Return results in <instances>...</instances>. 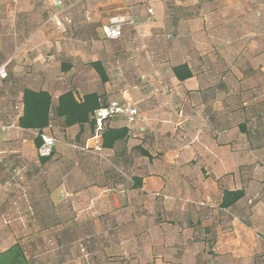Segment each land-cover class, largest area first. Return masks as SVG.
I'll return each instance as SVG.
<instances>
[{
  "label": "rangeland",
  "instance_id": "1",
  "mask_svg": "<svg viewBox=\"0 0 264 264\" xmlns=\"http://www.w3.org/2000/svg\"><path fill=\"white\" fill-rule=\"evenodd\" d=\"M241 1L245 11L236 14L232 11L233 0H131L134 12L129 17L135 19V24L125 23L123 35L108 40L103 37L100 19L87 20L81 6H67L66 2L64 19L60 18L62 23L58 25L55 19L50 20L56 8L30 6L33 1L19 7L12 0H0V63L14 56L31 34H53L57 41L53 45L59 48L57 55L49 59L48 49L34 54L28 48L25 58L29 61L22 66L31 68L26 73H33L36 68L54 100L68 89L78 95L98 91L110 100H129L138 113L144 106L151 112L149 117L153 122H161L163 116L176 117L175 122L194 115L202 120L208 118L210 124L207 121L199 124V133L210 132L220 142L229 141L234 161L241 164L240 180L232 179L227 185L245 187L246 197L238 209L241 219L237 222H244L250 229H244L243 224V228L237 229L238 237L230 234L220 242L227 244L233 236L234 253L243 260L217 258L216 253H211L215 243L212 240L217 235L212 222L221 187L198 157L195 170H200L202 176L197 178L192 174L191 182L172 186L173 196L164 197L162 193L154 195L157 198L136 196L140 209L144 206L169 209V221L165 217L161 230H143L145 224L140 223L136 232L122 231L114 212L125 201V195L117 188L116 177L121 175L118 171L121 168L126 174L123 187L132 189L129 178L134 170L127 166L128 153L120 158L117 151L104 153L111 162H100L99 157L83 148V139L72 138L74 129L64 133L60 123L54 122L56 136L72 145L68 153L44 164L38 162L33 141L36 134L24 132L12 119L6 128H0V251L20 242L33 264H179L153 261L147 248L148 238L157 241L165 235L171 242L183 241L190 234L184 233V227L188 218H192L196 233L190 232L192 240L200 246L199 264H264V70L249 69L251 62H259L258 52L264 49V18L253 16L264 11V0ZM85 9L93 14L97 8ZM212 9H219L221 20L211 15ZM246 10L252 14L247 19L243 17ZM71 16L74 21L65 22ZM167 34H171V39ZM67 36L75 37V44L82 45L85 52L78 55L74 69L63 71L62 63L71 60L66 49L74 42ZM167 44L171 45L170 51L165 48ZM93 60L104 63L109 76L106 83L90 65ZM183 61L191 65L197 77L187 85V102L166 105L164 101L165 107L172 108L169 112H159L160 104L153 99L141 106L137 97L149 80L166 82V86L152 92L154 96L170 95L180 89L170 85L169 80L174 78L173 65ZM260 61V66H264V60ZM14 63L15 57L8 66L9 74L14 72L9 69ZM154 64L156 69H152ZM11 80V83L0 81V120L7 115L14 117L15 112L8 111V104L11 100L16 104L23 88L15 84L13 77ZM241 124H245L248 133L241 131ZM158 126L154 122L149 128L159 133ZM186 129L177 126L176 133L187 144L191 140ZM156 142L159 145L155 146L162 148L160 140ZM129 155L140 156V152L133 147ZM166 160L170 161V156ZM85 175L90 179L84 182ZM67 191L74 192H68L67 197ZM51 192L57 205L50 199ZM67 202L74 203L71 211L66 209ZM96 223L106 229L100 231ZM71 227L75 230L70 231ZM207 227L212 230L208 231ZM130 235L137 240V249L134 248V253L123 249L126 254H120L116 245ZM106 245L112 246L108 251L114 254L110 260L103 251ZM132 254L138 255V261L132 260Z\"/></svg>",
  "mask_w": 264,
  "mask_h": 264
},
{
  "label": "crops",
  "instance_id": "2",
  "mask_svg": "<svg viewBox=\"0 0 264 264\" xmlns=\"http://www.w3.org/2000/svg\"><path fill=\"white\" fill-rule=\"evenodd\" d=\"M15 5L22 6L24 4L33 3L30 6H40V7H50L51 9L56 8V11L53 12L50 16V20L54 21V14L58 11H61L62 13L65 11L66 2L69 4L67 6H81L84 8L83 12L86 15L87 20L92 21L94 19H100L101 23L104 24L107 23L106 20H117L120 18H127L129 15L134 12V6L131 4V0H61L62 6L59 7L55 4L56 0H12ZM241 2V4H240ZM259 4L260 1H258ZM262 5H264V2H262ZM66 6V7H67ZM156 6V5H155ZM218 6V5H217ZM244 1L241 0H233V6L232 11L236 14L240 13V11H245L243 8ZM96 7L95 12L92 14L85 8H93ZM242 7V9H241ZM156 8V7H155ZM159 8V6H158ZM164 9V8H163ZM55 10V9H54ZM242 12V13H243ZM247 15L243 16L244 18H250L252 14H250V11L246 10L245 12ZM211 15L222 17L221 12L219 9H212ZM259 16L260 18H264V11H259L258 14H254L253 16ZM61 18V16H60ZM72 20L74 21L75 18L71 16ZM74 35V34H72ZM78 36V35H77ZM76 38H80L77 37ZM178 36V35H177ZM53 37V38H52ZM63 37V36H62ZM68 40H74V42H70L71 47L66 49L67 54L71 55V60L69 63L71 65V70L75 67V61L79 59L78 55H84V50L81 49L82 45L75 44V37L71 38V36H67ZM104 37V35H103ZM168 39H171V34H167ZM65 38V37H63ZM105 38V37H104ZM108 39V38H106ZM112 40V39H108ZM57 43L56 39L54 38L53 34H31L30 37L27 39L26 42H24L21 47L17 48L16 53L14 56L8 57V59H11L8 66L13 61V58L15 57V63L14 67H10L9 69L13 70V74H9L11 77H13L15 84L22 85L23 87H31L34 89L44 88L49 90L51 93L52 91L48 89L43 84V76L40 75V73H36V68L33 70V73H26L27 71H30L31 68H23V64H27L29 59L25 58L27 56L26 51L27 49H33L32 51L34 54H37L38 52H42L43 49H48L50 55L49 59H53L57 55V46L55 47L53 43ZM46 43V44H43ZM166 50H171V45H168L165 47ZM59 49V48H57ZM257 54V53H254ZM259 54V62L257 64L251 62L252 68L249 67V69H256L259 68L261 70H264V66L261 65L260 60H264V49L258 52ZM27 59L24 62H21L23 59ZM256 58V57H255ZM254 59V58H253ZM186 62V61H183ZM182 63V62H180ZM179 64V63H177ZM263 64V63H262ZM46 65H50V63H46ZM155 65V64H154ZM176 65V64H174ZM173 65V66H174ZM190 65V64H189ZM191 66V65H190ZM152 69H156L157 65L153 66ZM43 69V68H42ZM69 69V70H70ZM193 70V69H192ZM174 78L169 80L170 85H173L175 87H179L180 89L177 90L175 93L170 95L165 94H158V96L153 95V91H158L160 87L166 86V82L153 79L149 80L145 86L144 90L139 91V97H137L138 101L142 104L147 103V101L150 99L155 100V103H159L160 107L157 109L159 112L172 110L171 107L164 105L174 104L175 102H184V104L187 102V99L189 98V95L187 94L188 83L191 82L193 79H196V75L193 71V76L185 81H180L177 79L173 73ZM251 78V76L249 77ZM201 80V79H200ZM0 81H2L0 79ZM50 83H52V80H48ZM43 84V85H42ZM199 84V81L197 82ZM42 85V86H41ZM196 85V84H195ZM182 87V88H181ZM59 95V94H58ZM57 95V97H58ZM152 95V97H151ZM56 97V99H57ZM22 98V89L18 95V100L16 101V104L13 105V101L11 100L8 104V111L9 112H15L14 117H11V115H7V117L0 120V128H6L7 122H9V119L14 120L15 125L18 126V118L22 114L23 109V103L21 101ZM140 99V100H139ZM110 100V99H109ZM149 100V102H150ZM130 102L129 100H126ZM167 108V109H166ZM15 109V110H14ZM140 109V108H139ZM151 112L147 110L144 106L141 107L139 110L138 115L136 116V121L129 123L125 116H119L116 118H113L108 121V125L112 127H119L127 125L130 129L129 131V137L126 142L124 143H118L115 148L113 149H105L104 153H113V151H117V157L120 158V155L127 154L129 158V162L127 166H131V170L134 172L132 178H129L132 181V189L126 190L124 186V182L126 181L123 177L126 176L125 172L120 168L118 171L121 173V175L116 177V186L120 189V192H122L125 195V201L123 204H121L118 208L116 213L117 215V225L120 227V230H127L131 229L133 231H137V228L140 227L141 224H145L142 229L146 230L149 229L150 231L153 230H161V226H164L163 221L166 220L169 221V209L168 208H154L152 206H144L145 208L140 207L136 204V196H142L144 198L151 197V198H157L154 195H159L160 193L163 194L164 197H170L173 196L171 194L170 188L173 186L175 187L178 184L183 183V181H189L191 182V175L194 174L195 177L200 178L202 176V172L200 170H195L196 165L198 164L196 161L197 157L200 162L206 164L205 168H210V175L216 180V183L218 184V187H221L219 189L218 198L220 201L223 189H236L241 188L242 185H239L237 187H231L227 184L231 183L232 179H236L237 181L240 180V166L241 164L238 162H235V155L233 154V148L230 147L229 141H218L217 138H214L210 132L203 133L202 135L197 130V127L201 123H207L210 124V122L207 120L208 118L205 117V120H202V118L197 116L187 117L185 120H180L179 118L178 122H175L174 120L176 117H166L163 116L161 119V122H155V126H158L159 133L156 131L154 132L151 127V124L154 123L151 118L149 117ZM152 116V115H151ZM173 116H175L173 114ZM179 116V114H177ZM177 121V120H176ZM184 126L188 129V135L190 136V140L187 144L182 142L180 134L177 136L176 129L177 126ZM57 125L54 124L52 127H47L44 129V133L52 135L56 138V145L54 147V153L46 163L51 162V160L55 159V157L63 156L66 153L70 151V145L65 143V141L61 140L56 136V127ZM19 127V126H18ZM20 128V127H19ZM24 132H28L30 134H37L34 130H25L20 128ZM71 129H74L77 131L76 127H73ZM152 129V130H151ZM186 129V130H187ZM69 131V129H68ZM201 135V139L198 137L197 134ZM159 138V139H158ZM162 143V148H157L155 145H159V141ZM90 144H92V141H89ZM156 143V144H155ZM168 143V144H167ZM167 144V146H166ZM142 146L144 149H147L150 154L152 155V158H149L147 156L141 155L140 156H130L129 153L131 152V148L135 146ZM169 145V146H168ZM121 147V149H120ZM84 148V147H83ZM36 152L37 147L35 146ZM85 149V148H84ZM93 155H97V152L95 150L86 149ZM38 154V153H37ZM166 156H170V161L166 160ZM116 158V157H115ZM121 158H123L121 156ZM103 160H106L107 162L110 161V158L106 157H99V161L102 162ZM167 161V162H166ZM38 162H41L40 159H38ZM44 163V164H46ZM142 164V166H139ZM122 166V165H121ZM139 167H142L139 169ZM209 173V172H208ZM207 173V174H208ZM234 173V174H232ZM189 177V178H186ZM136 178H140L142 180V186L139 188L134 187V182ZM89 176H84V182L85 180L88 181ZM201 180V179H200ZM202 181V180H201ZM207 182L208 179H206ZM89 185V183L87 184ZM245 188V187H244ZM177 189V188H176ZM178 190V189H177ZM176 190V191H177ZM246 190V189H245ZM67 191L65 195L68 197L72 193V191ZM78 193V192H76ZM175 193V192H174ZM100 194V193H99ZM60 195L58 194V197ZM64 197V196H63ZM246 197V195H245ZM242 198L234 208L223 210L219 208L218 204L216 205L217 208L215 210V216L214 220L212 222V225L216 229V238L213 239L212 243H214V251L216 253L217 258H228L235 261H242L243 258H241L240 255H236L234 253V244L236 243L234 241V237H230L228 241H226L227 244L221 245L220 239L225 236H230V234H235L238 237L237 229L238 227L243 228V224H238L237 220L240 222V214L238 213L239 206H241L242 201L245 199ZM50 199L54 203V205H57L58 203L54 200L53 192L50 193ZM64 199V198H62ZM61 199V201H62ZM100 199V198H99ZM51 202V203H52ZM65 203V202H64ZM63 203V204H64ZM65 205V204H64ZM74 203H66V209L68 211H71V208H73ZM71 213V212H70ZM238 214V215H237ZM192 218H188V225L184 227V233H190L188 238L186 237L185 240L175 242H171L168 238L162 236V238L157 241L155 240H149L148 238V246L150 256L153 258V261L163 262V263H172L177 262L179 264H189V263H195L197 261V258L200 257V246L196 242V240H192L191 232H194V229H196V224L192 222ZM147 223L149 226H147ZM101 224V222H100ZM99 223H96V225H100ZM166 224V223H165ZM95 225V224H94ZM245 225V224H244ZM212 226V228H213ZM103 225L99 226V230H105L106 227L102 228ZM96 228V227H95ZM244 229H250L249 226L245 225ZM70 231L75 230L73 227L69 229ZM191 231V232H190ZM221 233V235H219ZM134 237V236H133ZM129 236V238H125V240H120V243L117 244V249L120 250V254H123L126 252L122 251L125 249L127 252L130 249V252L134 253V248L137 249V240L135 238ZM237 240V238L235 239ZM238 241V240H237ZM238 243V242H237ZM109 247L112 246H104L103 251L106 257L108 259H112L111 256L114 255L112 252L109 251ZM177 251H175L176 249ZM237 257V258H233ZM132 260L138 261L139 257L137 254H132ZM227 259V260H228ZM231 260V261H232Z\"/></svg>",
  "mask_w": 264,
  "mask_h": 264
},
{
  "label": "trees",
  "instance_id": "3",
  "mask_svg": "<svg viewBox=\"0 0 264 264\" xmlns=\"http://www.w3.org/2000/svg\"><path fill=\"white\" fill-rule=\"evenodd\" d=\"M61 19H64L63 13L61 14ZM66 20L67 21L65 22L67 23L73 21L72 18L69 17ZM90 65L96 70L102 82L106 83L109 80L107 70L101 60H93L90 62ZM70 68V64L62 63L63 71H68ZM172 71L175 77L180 81H185L193 76V70L188 62L174 65ZM11 81L10 75L8 76V79L3 80V82L10 83ZM21 101L23 103V109L22 114L18 118V126L25 130H34L37 132L33 138L34 144L37 148L43 143V130L47 127H52L54 122H57L60 123L59 128H61L64 133H67L68 129L76 127L77 131L72 138L76 140L83 139V147L85 149H90L86 148V143L87 140L96 133L97 122L95 112L100 107L109 103V99H107L104 93L98 91H91L86 92L83 95H78L73 89H68L61 92L57 99L54 100V96L49 90L44 88L34 89L31 87L22 88ZM240 127L242 132L248 133L245 124H241ZM129 131L130 129L127 125L112 127L107 123L102 131V153L100 155V153L97 152V155L103 158V152L105 149H113L118 143L126 142L129 137ZM135 148L141 155L152 158L150 152L142 146L138 145L135 146ZM53 153L54 151L48 156H39L40 161L46 163L51 159ZM134 183L135 188L142 186V180L140 178H136ZM245 195L246 190L244 187L236 189L225 188L223 189L218 206L223 210L232 209L242 198L245 197ZM206 229L208 231L212 230L210 227H207ZM195 233L196 232H194V234ZM211 253L215 255L213 250H211ZM201 260L202 258L198 257L195 263L189 264H199ZM0 264L33 263L21 243L15 242L0 251Z\"/></svg>",
  "mask_w": 264,
  "mask_h": 264
},
{
  "label": "built area",
  "instance_id": "4",
  "mask_svg": "<svg viewBox=\"0 0 264 264\" xmlns=\"http://www.w3.org/2000/svg\"><path fill=\"white\" fill-rule=\"evenodd\" d=\"M55 4L59 7L62 6L61 0H56ZM62 12L58 11L54 14V18L58 25H61V16ZM135 24V19L132 17H129L127 20H116L104 23L101 26V30L103 32V35L105 38L108 39H118L123 34L124 30V24ZM11 61V59H8L7 61L0 64V79L6 80L8 79L9 73H8V64ZM138 115V108L132 104L131 102L124 101V100H109V103L105 106L100 107L95 112V118L97 122V129L96 133L87 140L86 148H90L95 150L96 152L102 153V131L104 130L106 124L109 120L119 117V116H125L127 121L129 123H132L135 121L136 116ZM4 129V128H3ZM43 143L40 147L37 148V153L39 156H48L52 153L55 145H56V138L52 135L43 133L42 134ZM89 141H92V144L89 143Z\"/></svg>",
  "mask_w": 264,
  "mask_h": 264
}]
</instances>
